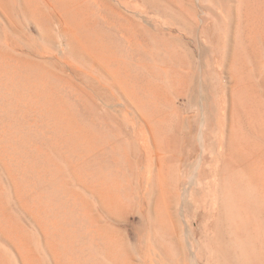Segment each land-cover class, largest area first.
Returning a JSON list of instances; mask_svg holds the SVG:
<instances>
[{
    "label": "rangeland",
    "instance_id": "374dc122",
    "mask_svg": "<svg viewBox=\"0 0 264 264\" xmlns=\"http://www.w3.org/2000/svg\"><path fill=\"white\" fill-rule=\"evenodd\" d=\"M0 264H264V0H0Z\"/></svg>",
    "mask_w": 264,
    "mask_h": 264
}]
</instances>
